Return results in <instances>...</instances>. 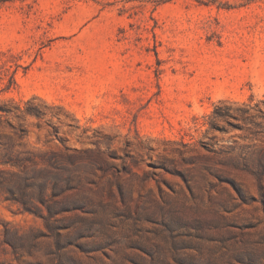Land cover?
<instances>
[{
	"label": "rangeland",
	"instance_id": "1",
	"mask_svg": "<svg viewBox=\"0 0 264 264\" xmlns=\"http://www.w3.org/2000/svg\"><path fill=\"white\" fill-rule=\"evenodd\" d=\"M262 100L264 0H0V264H264Z\"/></svg>",
	"mask_w": 264,
	"mask_h": 264
},
{
	"label": "trees",
	"instance_id": "2",
	"mask_svg": "<svg viewBox=\"0 0 264 264\" xmlns=\"http://www.w3.org/2000/svg\"><path fill=\"white\" fill-rule=\"evenodd\" d=\"M262 102V104H263V106H264V100H262L261 101ZM260 112H262V108H260V109H258ZM3 112H4V110H3Z\"/></svg>",
	"mask_w": 264,
	"mask_h": 264
}]
</instances>
